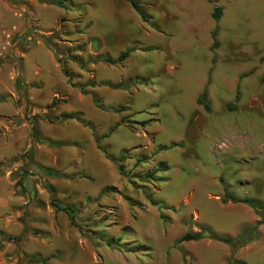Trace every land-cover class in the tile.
<instances>
[{"label": "rangeland", "instance_id": "rangeland-1", "mask_svg": "<svg viewBox=\"0 0 264 264\" xmlns=\"http://www.w3.org/2000/svg\"><path fill=\"white\" fill-rule=\"evenodd\" d=\"M67 1L72 9L65 12L0 0V199L7 204L0 207V264H36L33 255L49 258L47 264H264V224L233 254L208 239L178 244L201 227L234 238L260 220L250 207L220 199L227 192L264 206V0H135L147 23L124 0ZM215 7L218 23L211 19ZM77 15L81 23L70 20ZM62 17L68 22L59 25ZM50 34L59 37L51 40L57 51L38 40ZM71 41L86 45L84 60H116L134 47L150 51H133L116 66L98 62L89 74L63 56L79 83L100 85L94 93L107 109L100 111L60 72L56 53ZM127 80L135 84L104 86ZM205 88L209 112L196 104ZM122 106L125 113L112 111ZM75 113L103 137L105 153L91 130L59 120ZM123 116L136 124L118 125ZM125 151L122 175L107 156ZM41 167L82 177H48ZM158 167H165L160 181L144 182ZM48 185L60 208L79 209L78 229L49 207ZM106 188L114 191L101 194Z\"/></svg>", "mask_w": 264, "mask_h": 264}, {"label": "trees", "instance_id": "trees-1", "mask_svg": "<svg viewBox=\"0 0 264 264\" xmlns=\"http://www.w3.org/2000/svg\"><path fill=\"white\" fill-rule=\"evenodd\" d=\"M125 2H127L131 8L134 10V12H136L138 14V16L140 17L141 21L144 23H147V17L146 15H144L141 12V8L140 5L137 3V1L135 0H124ZM49 3L51 5H54L56 7H59L65 11H71L72 7L71 4L68 3V1L66 0H49ZM12 5H14L13 3H11ZM220 13H221V9L218 7H215L213 9L212 15H211V19L215 22L218 23L219 19H220ZM81 19L76 20V23H81ZM66 22V19H61L59 21V25H62ZM78 25L76 24V27ZM88 25H86L85 28H87ZM60 31V30H59ZM79 33L80 29L78 30ZM58 33V32H57ZM56 33V34H57ZM56 35H51L48 38H44L42 35L38 36V40H41L48 48H50L53 51H57L56 47L54 45H52V41L53 40H58L59 37H55ZM216 36V32L214 31L212 34V37L215 38ZM52 40V41H51ZM37 41V40H36ZM216 46L215 43H213L212 45V49ZM136 50H141V51H150L149 48L146 47H134L124 53H122L116 60H113L111 58H107V57H102L99 55H96L95 58H91L88 57L87 59L84 60L83 55L86 52V45L82 44V43H77L75 41H71L68 45V47H66L64 49L63 54L61 53H56V57L58 58V64H59V68H60V72L63 75V77L67 80V82L70 84V86L72 88L77 89L80 94L82 95H91V100H92V104L93 106L100 110V111H106V107L102 104L101 99H99L95 93L93 92V90L96 87H100L99 84L95 83L94 81H87L86 83H79V81L81 80V75L75 73L74 71H72V69H70L67 64L62 60L63 56L68 58L69 63L74 64L77 66V68L84 73H93V69H90L92 65L98 63V62H103L106 65L109 66H116L117 64H121L123 63L130 55L131 52L136 51ZM59 54V55H58ZM1 64V62H0ZM19 78V77H18ZM263 80H264V75H263ZM18 82V80H17ZM135 83L131 80H127V81H122L120 83H116V84H106L104 85L105 87L111 89V90H124L129 88L130 86L134 85ZM34 86V85H33ZM35 88V86H34ZM240 99V91H239V86H237L236 88V93H235V102L239 101ZM1 101V100H0ZM55 99L52 100L51 104L48 105L46 108L47 109H52L53 106L55 105ZM196 104L198 106H201L203 108V110L205 112H209L210 111V105H209V101L207 99V89L205 88L202 93L197 97L196 99ZM229 110H233L234 109V105H229L228 106ZM128 110L127 107H117V108H112V111L117 113V114H123ZM130 116H123L119 122L118 125H126V126H133L136 123L133 121H130L129 119ZM59 120H74L77 123H79L81 126L91 130L92 135L94 137L95 140V144H96V148L100 151H102L103 153H105L101 146L99 145V143L101 142V139H103L102 136H98L97 132L95 131V128L92 126V124L90 122H87L83 119L82 115L80 113H75V114H70L68 116H63L61 118H59ZM20 122V121H18ZM144 125V123H142V126ZM30 138L31 139H35L37 138V135L39 134V131L36 127V124L34 122H32L30 124ZM41 143H45L48 145H51L48 141H42L40 140ZM129 151H125L123 152L119 157L114 158L111 156H107V158L113 162H115L118 165L119 168V172L120 174L124 175V169H123V164L122 161L125 160V157L127 156V154H129ZM127 159H129V157H126ZM162 165V164H161ZM41 170L48 176V177H55L58 179H65L68 178L70 180L82 177V175L80 174H76V175H72V176H66L60 172L57 171H53L52 169L49 168H45V167H41ZM165 171V167H158L154 172L148 174L146 176V178H144V182H148V179L152 180V181H156L157 177V173L159 172H164ZM10 178H13V175H10ZM134 178H139V176H134ZM160 179L157 180V182H159ZM16 186H18L20 189L19 194L24 196L26 194L23 186H22V182L19 179L16 182ZM47 191L50 193V201H49V207L52 208L54 211L56 212H63L67 218H68V224L71 228H75L78 229V226L75 222V217H76V213H78L79 209L74 207V206H67L65 208H60L59 207V203L58 200L56 199V190L53 186L48 185L46 187ZM114 191V188H106L105 190L102 191L101 194H108L110 192ZM149 202L152 206L157 207L158 209L162 210L164 209L165 205L161 202H157V201H153L152 199H149ZM129 206L130 207H134L136 204L134 201L127 199ZM221 204L225 205L228 202L232 203V204H242V205H246L248 207H250L254 213L260 217V220L256 223V225L252 228L249 227H244L242 228L239 233L234 237V238H230V237H221L218 236L217 234H215L214 232H212L209 228L207 227H201L200 231L197 233H186L185 235H183L179 240H178V244H182V243H187V242H196L199 240H203V239H208L211 241H217V242H221L223 244H225L229 249H230V253L233 254L235 253L237 250L243 248L245 245H247L248 243H250L251 241H253L256 236H257V228L261 225L264 224V206L261 202L254 200V199H240L237 198L236 196L229 194L227 192H224L223 197L220 199ZM91 224V223H90ZM7 240L12 241L13 238L11 237H7ZM19 240V239H18ZM118 241L120 240V238L117 239ZM109 245V244H108ZM49 261V258H40L37 255H33L29 258V262H35L36 264H47V262ZM230 264H240L237 261H235L234 259H230L229 260Z\"/></svg>", "mask_w": 264, "mask_h": 264}, {"label": "crops", "instance_id": "crops-1", "mask_svg": "<svg viewBox=\"0 0 264 264\" xmlns=\"http://www.w3.org/2000/svg\"><path fill=\"white\" fill-rule=\"evenodd\" d=\"M67 1V0H66ZM20 7H28L29 5H32V6H34V9H36V8H38V7H44V6H53V7H56V6H54V5H51L50 3H49V0H20V3L18 4ZM56 8H58V9H61V8H59V7H56ZM61 10H63V9H61ZM64 11V10H63ZM25 12H29V10L27 11H25ZM66 12V11H65ZM23 14V13H22ZM116 14H117V12H116ZM62 15V14H61ZM67 15V14H66ZM66 15H64V16H66ZM64 17H62V18H60V20L61 19H63ZM71 19L70 20H72V21H76V20H79V19H81V20H83V16H81V15H77V16H74V17H70ZM66 22H68L67 21V19H66ZM39 22H37V24H38ZM59 23V22H58ZM85 24H88V23H85ZM90 24V23H89ZM89 24H88V27H89ZM87 27V28H88ZM87 28H85V29H87ZM81 30V29H80ZM51 35V34H50ZM22 55V53H20V52H17L16 53V55ZM27 84V83H26ZM93 92H94V90H93ZM2 117H5V116H0V118H2ZM0 127H1V123H0ZM7 182V181H6ZM5 182V184H7ZM10 193V190L8 189L7 190V195ZM8 198H9V196H8ZM8 198H6L7 200H8ZM7 206V204H6V202L4 201V202H2V199H0V207H2V208H5ZM236 226V223H234L233 224V226L229 229V230H227V231H231L234 227Z\"/></svg>", "mask_w": 264, "mask_h": 264}, {"label": "water", "instance_id": "water-1", "mask_svg": "<svg viewBox=\"0 0 264 264\" xmlns=\"http://www.w3.org/2000/svg\"><path fill=\"white\" fill-rule=\"evenodd\" d=\"M6 101H9V102H11V103L14 102L13 99H12L11 97H7V98H6Z\"/></svg>", "mask_w": 264, "mask_h": 264}]
</instances>
